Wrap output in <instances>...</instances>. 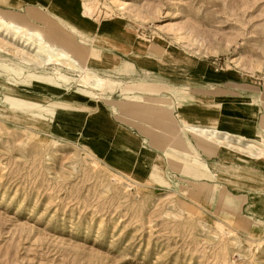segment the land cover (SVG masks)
I'll return each mask as SVG.
<instances>
[{"label":"rangeland","instance_id":"rangeland-1","mask_svg":"<svg viewBox=\"0 0 264 264\" xmlns=\"http://www.w3.org/2000/svg\"><path fill=\"white\" fill-rule=\"evenodd\" d=\"M39 1L93 37L95 55H113L109 68L92 62L94 51L85 64L111 83L94 101L106 118L146 127L152 151L162 154L153 156L149 181L112 171L97 156L99 146L121 143L115 134L127 139V130L113 126L107 134L84 123L100 109L68 99L80 72L55 61L28 66L30 48L0 35V264H264V166L235 134L219 144L181 130L235 128L239 123L214 117H235V105L258 101L262 113L248 138L264 141V0ZM14 3L0 0V11H15ZM136 66L145 76L127 75ZM168 66L179 73L169 89L175 103L163 93L158 101L127 98L125 82ZM56 71L64 81H54ZM203 71L235 84L206 85L220 90L213 111L199 117L203 108L189 95L211 92L183 82L190 77L204 88ZM235 154L243 159L234 161ZM135 155L139 160V150Z\"/></svg>","mask_w":264,"mask_h":264},{"label":"crops","instance_id":"crops-1","mask_svg":"<svg viewBox=\"0 0 264 264\" xmlns=\"http://www.w3.org/2000/svg\"><path fill=\"white\" fill-rule=\"evenodd\" d=\"M17 1L18 0H15V3L13 4L14 8L17 5ZM82 35H84V34H82ZM127 42L129 43L128 39H127ZM131 46H132V44H131ZM132 48H133V46H132ZM99 56H100V54L98 53L97 55L92 57V62L94 64H97V62L94 61V59L96 57H99ZM111 56L113 57V55H111ZM47 62H50V61L48 59H45V63H47ZM99 63H103V65L105 67L109 68L115 64V61H113V58H112V60L103 59ZM31 64H34V63H29L26 65L30 66ZM86 68H88V67L86 66ZM135 69H136L135 71H137L136 73L127 74V75L129 77H131L133 74H137V76L143 75L137 66L135 67ZM88 70L95 72L94 70H92L90 68H88ZM175 74H179L177 72V69L174 67L168 66L165 68L164 72H160V73L155 72V73H151L149 75H146L147 78L143 81H141L142 78H140L138 80H135L134 82H130V81H127L125 83L123 82L124 84L122 87H125V86L127 87L126 93H127V98H130L129 100L135 99L138 96L139 100H143V101L145 100L146 102H149V100H151V99H155L156 101H158V100H160L159 97H160L161 93H163V94L167 95L169 102L175 103L174 98L172 99L171 97H169L170 96L169 95V89L173 88L175 85H179V83H180L178 81L179 79L177 77H175ZM143 76H145V75H143ZM227 76L228 75L213 74V76H211L210 78H206V72L203 71L202 76H201V78H202L201 82H202V85L205 86L204 88L201 86L200 87L194 86V85H197V83L194 79H191L190 77H187L186 81L183 82L184 85L189 86V88H188L189 90L191 89V90H195V91L200 90V91L211 92V95H209V96L207 95V96H198L197 97L194 94L191 96L189 95V99H195L196 102L194 104H197L199 107L203 108L201 110V112L203 114L201 112H198L199 117L200 116L204 117L203 116L204 113H208V111H213L212 110L213 104L211 102V99L213 97V93H216V92L219 93V90H220V89H217L216 87L213 90H204V89H206V85H213V86L222 87V86H225L227 84H235V82L232 81L233 79H230ZM58 80L64 81V79H59L55 76L54 81H58ZM81 80H82V78L78 81L77 91L75 93H73L68 99H71V97H72L71 101H79L81 103H85L84 98L80 94V91H82L84 89L81 86V84H82ZM121 80H123V79H121ZM103 81H104V86H103L104 91L100 92L101 95H104V93L108 89H110V86H111V83H109L108 80L103 79ZM137 86L140 87L142 92H136V91L130 90V89H134ZM216 90H218V91H216ZM152 92H155V93H152ZM95 96H96V94H95ZM112 96H113V94H112ZM73 99H75V100H73ZM100 100H101V98H100ZM141 103H143V102H141ZM191 105L192 104H186L185 106H191ZM98 108L100 110L106 111L108 113V110L101 109L100 107H98ZM121 108H122V106H121ZM155 110L158 112L161 111V109H159V108H156ZM192 110H195V109H187V111H192ZM233 110H235L237 113V115L235 117H225L222 114H218L216 117H214V120L216 118H218V120H222V121L224 120V121H226V123L230 122V124H231V121H232L234 124H236V122L239 124L237 126L235 125V128L229 129L230 127H228V125H225L222 122L223 124L221 123L222 125L217 127L218 130H220L223 133L226 132L225 134H228V135H230V133H232V134H235L234 136H237V137L242 136V138L247 139V140H251V141L260 140L261 137H259V136L248 138L249 136L254 135V133H252V134L250 133V129L251 128L256 129V126H255L256 120L259 119V116L262 113L261 109L258 105V101L257 102L253 101L252 103H250L249 105L244 106V107L235 105ZM172 115L176 116L177 112L176 111L173 112ZM227 118H230V119H227ZM170 120H175V119L170 118ZM208 120L212 121L213 118L210 119V117L207 116V121ZM172 122H174V121H172ZM96 124H99V125H97L98 126L97 131H98V129L99 130H105L107 134L108 133H115V129L113 128V126L114 127L115 126H121L122 128H125L127 130V139L124 137V135H121V134L118 135L117 134L118 138H120L119 140H123L121 143L114 145L109 140H107L106 144L99 146V150H98V154H97L99 159L105 165H107L112 171H114L118 174L127 176L128 178L132 179L135 182L141 183V182L149 181L150 180L149 173L152 172L154 169L153 168L154 164L152 162L153 156L158 151H155V152L152 151L153 147L150 145V138H149V136L144 135V133H143V130L146 127L140 126V130H138L131 125H128V124L126 125L125 123L117 121L115 115L108 116V118H106V120L96 121L94 123V126H96ZM234 124H233V126H234ZM184 126H189V125H184ZM189 127H193L196 129L197 128L198 129H204L205 131L214 130V128L208 129V128H199V127H195V126H189ZM247 127H248V131L246 132ZM217 128H215V129H217ZM146 131L147 132H159V131H163V130H149L147 128ZM176 134L177 133H174L173 136H176ZM189 134H191V133H189ZM192 135H194V134H192ZM194 136H196V135H194ZM196 137L205 138L206 140H211V139H208L206 136H196ZM190 139H192V136L188 135V140H190ZM205 149L212 151L211 146L205 147ZM217 149L218 148H216V150ZM137 150H139V154H140L139 160H136V158H135L136 157L135 154H136ZM216 150L214 151V159L219 161V159L217 158V156L215 154ZM105 151H108V154L104 155ZM126 152H127V154H126ZM158 153L162 154L161 152H158ZM126 156H127V159H126ZM242 159H243L242 156L235 154V160L234 161H238V160H242ZM165 161H166V159H165ZM234 161L227 163V164H233ZM259 162L264 166V156L261 160H259ZM219 163L225 164L224 162L222 163L220 161H219ZM167 165H168V163H167ZM167 171H168V174H170L171 169L169 168V165H168ZM221 198L219 197V199H221Z\"/></svg>","mask_w":264,"mask_h":264},{"label":"bare ground","instance_id":"bare-ground-1","mask_svg":"<svg viewBox=\"0 0 264 264\" xmlns=\"http://www.w3.org/2000/svg\"><path fill=\"white\" fill-rule=\"evenodd\" d=\"M15 11H0V35L9 37L13 43L17 42L23 47L30 48L33 54L27 57L25 64L35 63L41 67L44 65L45 59H48L55 61L59 66L65 65L74 72H80L82 75L81 86L84 88L80 94L85 103L90 104L91 102L89 106L95 105L97 108L100 102L94 101L96 100L94 92L104 91V81L95 72L88 70L85 65L91 51H94L95 39L82 35L76 28L69 27L66 22L48 11L45 5H41L39 0H18ZM98 52H100V56L94 59L96 62L113 58L108 50L99 49ZM95 53L97 52L94 51L91 56L94 57ZM55 76L64 79L58 71ZM106 113V111L100 110L96 114H88L84 117V123L94 126L96 121L106 118ZM181 130L196 136L215 139L219 144L220 140L228 143L230 138V135L218 129L205 131L184 126ZM219 136H221L220 139H218ZM234 138L238 144L246 141L242 150L254 160H260L262 154L264 156L262 137L257 141L247 140L242 136H234Z\"/></svg>","mask_w":264,"mask_h":264}]
</instances>
